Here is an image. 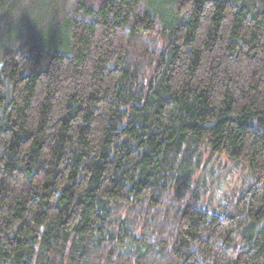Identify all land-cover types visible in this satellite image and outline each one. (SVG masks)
Wrapping results in <instances>:
<instances>
[{"label": "trees", "instance_id": "16d2710c", "mask_svg": "<svg viewBox=\"0 0 264 264\" xmlns=\"http://www.w3.org/2000/svg\"><path fill=\"white\" fill-rule=\"evenodd\" d=\"M0 264H264V0H0Z\"/></svg>", "mask_w": 264, "mask_h": 264}, {"label": "rangeland", "instance_id": "374dc122", "mask_svg": "<svg viewBox=\"0 0 264 264\" xmlns=\"http://www.w3.org/2000/svg\"><path fill=\"white\" fill-rule=\"evenodd\" d=\"M222 160H213L214 165L209 164L204 170V176H207L204 201L209 199L221 201L226 194H230L234 188L241 186V169L227 158Z\"/></svg>", "mask_w": 264, "mask_h": 264}]
</instances>
